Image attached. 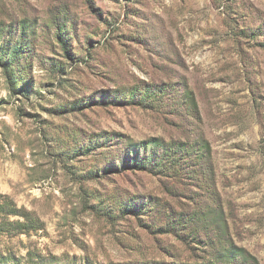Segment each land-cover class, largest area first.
<instances>
[{
	"label": "rangeland",
	"instance_id": "374dc122",
	"mask_svg": "<svg viewBox=\"0 0 264 264\" xmlns=\"http://www.w3.org/2000/svg\"><path fill=\"white\" fill-rule=\"evenodd\" d=\"M3 210L0 264H264V0H0Z\"/></svg>",
	"mask_w": 264,
	"mask_h": 264
},
{
	"label": "trees",
	"instance_id": "16d2710c",
	"mask_svg": "<svg viewBox=\"0 0 264 264\" xmlns=\"http://www.w3.org/2000/svg\"><path fill=\"white\" fill-rule=\"evenodd\" d=\"M138 167H139V166H138ZM2 212H4V210L1 211L0 213H2ZM4 213L7 214V216H9V215L17 216V215H18V212H17L14 208H12V209H7V210H5ZM0 231L7 232V230H6V228H5V225L0 226Z\"/></svg>",
	"mask_w": 264,
	"mask_h": 264
}]
</instances>
